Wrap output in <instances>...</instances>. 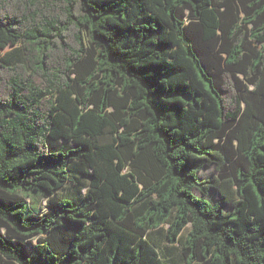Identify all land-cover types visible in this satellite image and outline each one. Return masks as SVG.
<instances>
[{"label": "trees", "instance_id": "obj_1", "mask_svg": "<svg viewBox=\"0 0 264 264\" xmlns=\"http://www.w3.org/2000/svg\"><path fill=\"white\" fill-rule=\"evenodd\" d=\"M9 47L0 264H264V0H0Z\"/></svg>", "mask_w": 264, "mask_h": 264}, {"label": "rangeland", "instance_id": "obj_2", "mask_svg": "<svg viewBox=\"0 0 264 264\" xmlns=\"http://www.w3.org/2000/svg\"><path fill=\"white\" fill-rule=\"evenodd\" d=\"M7 50H10V47L6 48L4 50H0V54H3ZM215 174H216V170L214 167L211 166V167H207V168L203 169L200 172L199 177L201 180H204V179H208L209 177H211L212 175H215ZM212 199L216 200L217 197L214 195V196H212ZM228 209H230V206L228 207ZM161 245H164V240L161 241Z\"/></svg>", "mask_w": 264, "mask_h": 264}]
</instances>
